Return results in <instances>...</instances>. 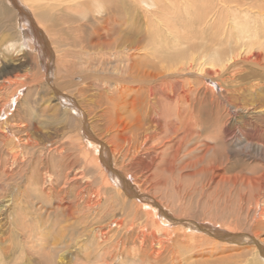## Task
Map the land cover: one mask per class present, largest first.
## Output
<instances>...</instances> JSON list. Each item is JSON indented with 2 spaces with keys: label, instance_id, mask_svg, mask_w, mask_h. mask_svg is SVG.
<instances>
[{
  "label": "bare ground",
  "instance_id": "obj_1",
  "mask_svg": "<svg viewBox=\"0 0 264 264\" xmlns=\"http://www.w3.org/2000/svg\"><path fill=\"white\" fill-rule=\"evenodd\" d=\"M2 1L4 5H8L7 1L14 5L7 20L14 15L23 23L17 40H25L23 43L31 48L37 62L41 59L42 73L36 86L45 85L48 102L42 109L46 119L31 117L27 114L31 98L26 93L16 97L23 87L20 81L0 80V96L4 89L14 87L0 104V116L7 108H14L8 118L0 121L3 137L0 139V187L8 190L6 196L0 195V215L14 205L16 192L19 199L24 195L18 186L22 183L21 172L26 161L21 146L28 147V154L31 150L40 153L34 161L36 170L29 177L26 175L28 187L40 185L37 187L40 194L55 195L59 200L54 207L56 219L42 231L46 220L39 213L40 208L15 202L13 209L21 220V224L17 221L16 225L20 234L25 235L24 245L31 249L34 242L39 248L53 245L54 253L64 252L65 256L71 246L66 244L58 249L65 229L70 228L73 239L77 231L78 237L88 236L91 231L100 246L111 242L112 231H115L133 244L130 245L133 253L138 252L144 263L217 264L210 259L191 260L196 254L194 249L209 245V252L215 254L219 245L222 249L228 248L216 237L235 236L229 231L237 227L227 226L222 231L212 228L206 236H198L188 227L173 225L177 219L167 215V209L156 195H150V190L158 182L162 183L165 171L173 173L178 168V174L183 175L181 171L189 167H193V171L185 176L199 175L208 186L240 183L256 187L264 182V0H0V3ZM44 2L58 5L67 2L73 9H66V22L72 23L65 28L61 26L60 32H52L42 25L32 17L27 4H31L34 11V4ZM182 3L185 4L184 15L176 9ZM78 6L82 9L78 10ZM36 16L39 15L36 13ZM61 33H66L65 38H57ZM53 51L56 52L53 54ZM52 63L58 67L53 81ZM67 88L72 89L71 93ZM88 91L91 98H86ZM94 94L97 95L95 105ZM54 98L55 103L51 102ZM78 98H83V106ZM18 103L27 113L19 112ZM96 104L101 107L100 115L106 118L107 133L115 139L121 162L128 160L125 170L112 164L111 151L114 153V150L107 146V139H101L92 131L94 126L90 120L94 119L91 115L95 114L92 111ZM152 112L162 122L159 134L145 127V119ZM204 114L209 119L203 118ZM25 118L28 119L23 120ZM48 124L64 125L68 131H74L66 138L77 142L72 145L78 148L74 150L78 156H73L69 149L55 148L54 151L51 148L53 143L48 141L50 136L44 131ZM11 136L16 137L17 148H9L7 141ZM237 139L249 143L246 152L261 168L259 175H254V171L253 175L226 172L246 150L234 147ZM39 143L46 146L37 147ZM44 149L48 150L46 157L50 158L41 157ZM197 152L201 154H194ZM209 152L211 156L205 158ZM56 154L60 164L56 166L57 171H51L49 159H57ZM91 170L94 174L90 177L94 178L90 180ZM85 179L89 184L84 183ZM139 187L144 188L142 194ZM32 209L37 219L31 218ZM262 210L261 219L257 220L261 225L264 224V207ZM56 226L63 229L62 233L51 236ZM254 232L259 235L258 230ZM253 235L249 240L256 242L257 236ZM118 238L120 241L121 236ZM168 248L169 260L164 262ZM250 252L247 253L253 254V264H264L261 261L264 247H260L262 256L256 248Z\"/></svg>",
  "mask_w": 264,
  "mask_h": 264
},
{
  "label": "rangeland",
  "instance_id": "obj_2",
  "mask_svg": "<svg viewBox=\"0 0 264 264\" xmlns=\"http://www.w3.org/2000/svg\"><path fill=\"white\" fill-rule=\"evenodd\" d=\"M7 2H8V5H4L5 3L3 1L0 3V80L15 79V80L20 81V85L22 84L23 87L20 88L22 89L20 92V95H19V92L17 91L18 95H16V97L20 98L22 95H25L26 93L27 97L31 98L30 104H32L29 107L30 110H28V113L26 111L25 112L31 117H34L36 115L39 118L46 119L45 117L42 116L44 115V112H42V109L45 106V104L48 102V100L46 99L48 96L46 93V87L45 85L43 86L41 85V87L36 86L37 85L36 80H39V78L41 77V73H42L41 59L38 60L39 62L38 64L37 60L33 57L34 53H31V48H29L28 45L23 43V41L25 40L23 39L17 40L18 33L19 34L22 33L21 26L23 25V23H21V21L19 20L17 21L18 18L17 16L14 17V15L12 17L10 16V20H7V16H9L10 13L12 14L13 9H14L13 8L14 5L12 4V2L10 1H7ZM40 3L34 4L33 8H34L35 13L31 7V4H27L29 7L27 8L28 10H30L29 12L32 15V17H34V19L42 23V25L45 24V26L52 32L58 31V30H59L58 32H60L62 28H65L66 26H69V23H72V21L66 22L67 17H68L66 13H68V10L73 9L69 7V4H67V2L66 3L64 2L62 5L49 4L48 2H44V4L46 5L40 4ZM184 6L185 4L182 3V4H179V6L176 8L177 10L180 11L182 15H184V11H185V9L183 8ZM75 7L76 5L74 6V8ZM36 8L37 10H35ZM67 8L68 10H66ZM78 8H79L78 10H80L82 9V6H78ZM36 13L39 16H36ZM47 13L50 15H47ZM42 16L44 19L42 18ZM192 16L193 17L195 16L194 11H192ZM18 22L19 24H16ZM42 29L45 33H47L44 28ZM61 34L57 36V38L58 37L65 38L66 33H61ZM55 52L56 51H53L52 53L54 54ZM53 67H54V63H52V66H51V70H54V75H52V81L55 80V74L57 76V72H58V67L57 66H56L57 68L54 67L55 69ZM34 78H37V79H34ZM13 89L14 87H11L9 89L8 88L4 89L3 90L4 92L2 91L3 94L1 93V96H0V104L4 101V99H6L10 95ZM69 90H72V89H69ZM69 90L67 88V91L71 93V91ZM75 92L76 91H73V93ZM88 92H89L88 93L89 95L86 98H91L92 97L90 95L91 91H88ZM94 95H93V99L97 96L96 94ZM27 97H25L24 99L26 100ZM78 99H79L80 104L83 106L84 105L82 102L83 98L82 99L78 98ZM85 101L87 102V100ZM93 101L95 105V101H97V99L95 98ZM51 102L55 103L56 102L55 98L51 99ZM20 106H21L20 103H18L17 108L19 112H22V114L25 113L23 111L24 108H20ZM65 106L69 108L71 107V105H68V104H66ZM23 107L25 106L23 105ZM95 108H93L95 111L94 110L92 111L95 114L91 115V117L94 119L90 120L91 124L94 126V129H92V131H95V134H97L101 139H105V140L107 139L106 140L107 146L109 147L110 150H114V153H112L111 151L112 164L116 166V168L118 166L122 168L124 167V170H125L126 167H128V166H125L126 163H128V160L125 159L126 163L121 162V156L120 154L118 155V152H116V149H115V142H114L115 139L112 138L113 135H110V133H107L108 131H107V128L104 122L106 121L105 120L106 118L100 115L102 114L101 113L102 111L100 110L101 107L96 104ZM12 109L14 110V108ZM12 109H9L10 110L9 111L7 108L5 111V114L0 116V121L8 118L9 114L13 112ZM86 112L90 113V111L87 109H86ZM205 114L203 118H208L206 117ZM155 115L156 114L152 112L150 116L147 119H145V127L148 128V130L153 131L156 134H159L162 129L161 127L162 122L160 121L159 116L158 115L155 116ZM17 118L20 119V116ZM17 118L14 117L15 120H18ZM27 119L28 118H25L23 120H27ZM59 126L57 127V126H54V125L52 126L51 124H48L47 129L44 130L45 133L50 136L48 141L53 143L52 145L53 147L51 148H54V151H55V148H57L58 150H60L61 148L69 149L72 152L73 156H78L75 153L76 151L74 152V150H77L78 148L76 147L75 144L72 145L73 143H77V142L73 139H67L68 137L66 138V136H70L71 134H74V131H68V128L63 127L64 125H59ZM1 135L2 134L0 133V139H3ZM34 139H35V136H34ZM14 142H16V137L14 136L9 137V141H7L9 148L16 145ZM113 143L114 145H112ZM149 144L150 143H148L147 146H149ZM233 144L235 148L237 147H241V149L245 148L246 150L244 149L245 151H243V153L246 155L241 154L237 159L234 158L235 160H238V161L230 169L227 168L226 172L228 174H236V173L244 174L245 173L247 175H253V171H254V175L256 173H257L256 175H259L261 173V168H258L259 166L257 162L252 161L253 157H251L247 153L248 152L247 149L248 147H250L249 143H246V141H243V140L240 141L237 139L236 141L233 142ZM41 146H46V145H41L39 143V146L37 147H41ZM23 148L25 152L23 151ZM27 148L26 146L25 147L21 146V149H20L22 156H25L26 161L31 159L30 160L31 163L25 161V164H24L25 167H23L24 168L23 172H21V175L23 177L21 180L22 181L21 184L23 185L18 184L19 188H21L20 189L21 192L24 194L23 195L24 198L20 197L21 199H19L18 198L19 194H17L16 192L15 196L17 199L14 200L13 204L16 206L15 202L20 201V204L30 205V207L32 206L34 209L39 207L40 208L39 213H42L45 218L44 220H46L45 225H42L43 226L41 229L42 231L45 226L48 227L52 223L51 221L54 222V220L56 219L55 217L56 213L54 212V209L58 205L59 200L56 198L55 195H52L50 197H45L43 194H40V192L37 189V187H39L40 185H31L30 187H28V183L26 181L27 176L29 177L31 175V172L33 170H36L37 163L34 161L37 159L36 156L40 155V153L38 152L35 153L34 150H31L29 154L33 152L32 154L33 156H30L28 152H26L28 151ZM47 151H48L47 149H44L42 151L43 152L41 153L42 158L45 159V158L51 157V156L46 157L48 154ZM183 154H185V152ZM194 154H201V153L197 152ZM209 154L210 152L206 154L207 156L205 155V158H208V156H211V154L210 155ZM255 155L257 156V154ZM57 156L58 154H56L55 156V158L57 159H49L51 161L49 162L51 164L50 166L51 171L52 170L57 171L56 166H59L58 164H60V161L58 160L59 157ZM181 156H182V153H181ZM181 156H180V159L183 158ZM179 163L180 161L177 163V165H179ZM39 166L43 168L42 165H39ZM41 167H40V170L43 173L44 169H42ZM191 168L193 167L185 168L183 171H181L183 175H179L180 173H179L178 168L175 169V172H173L174 174L170 170L168 172L165 171L164 172L165 175H163L164 179L162 177L164 182L162 181V183L160 184L158 182L157 183L158 185L150 190L152 191L150 192V195L152 196L156 195L155 197H157V199L160 202H162L163 208L165 210L167 209V211H165L167 212V215H169V217L172 216L173 218H176L178 220V221L176 220V222L174 223L172 222L173 225L177 227H182L185 229L186 227H188V230H193L194 231L193 233H196L198 236L199 234L206 236L208 233L212 232V228L221 229L222 231V229L224 228L226 230L227 226L230 227V229L237 227V230H235L236 232L233 230L231 231L228 230V231L230 233L239 235L238 238H235L236 235L233 236L230 234L229 235L227 234L226 236L223 235L221 237H216L217 240H219L221 244L228 245V248L222 249L221 248L222 245H219V248H218L219 251H217V253L214 254L212 252H209V249H210L209 245H205V246L203 245L204 247L203 249H198V248L194 249L193 252L196 254L193 255V257H191L192 258L191 260L203 261L205 259H210L212 262L215 261V263L217 264H221V263L226 264L228 260H229L228 264H253L255 263V260L252 259L253 254L252 256L249 255L251 253L250 249L256 248L259 254H261L260 247H264V224L261 225L257 221L261 219L259 215L261 214V211H263L262 208L264 207V192H263L264 182L261 185H258L256 187L241 185L240 183L236 185L232 183H225V184L213 183L211 186H208L207 182H205V178H203L204 182H202L201 181L202 179L199 175H197L196 177L191 176L193 178H190V176H185V174H187L189 171H193L191 170ZM91 171L92 172L89 174V177H88L89 179L94 178V177H90L94 174L93 172L94 170H91ZM85 180L86 181L84 183L89 184L87 179ZM97 181H99V179H97ZM25 185H27L26 191L24 189ZM134 185L135 187H137L136 184ZM142 188L143 187L141 188L139 187V189L141 190L140 194L143 193L142 191L144 190V188L143 189ZM0 189H2L0 190V195L3 194L2 196H6L8 193V190L6 192V189L3 190V187H0ZM42 199L44 200V203L41 202ZM14 205H11L7 211H5L3 214L0 215V264H150V262H147V263L142 262L139 259L138 252L133 253L134 252V250L132 249L133 244L131 242L127 243L128 241L126 242V239L124 238L125 236H123L121 232H115V231H112V235H113L112 241L105 242L102 244L103 246L102 245L100 246L99 244H97L98 240L96 238V234L91 231L87 233L88 236H83L84 238L82 236L78 237L79 233L77 231L74 237L76 239H73V238H70L72 236V234L69 233L71 232L70 228L69 230L65 229L63 241L58 246V249L64 248L66 244H68L69 247L71 246L70 247L71 249H69L70 252L67 253L65 256L62 255L64 252L59 251L57 253H54V248H52L53 245L39 248V247H35L37 245V242H34L32 249L27 248L24 245L25 235L23 236L22 234H20L19 227L16 225L17 221H18V224H21V220L19 219L16 211H14L13 209ZM34 209H32L33 211L31 210L33 216L31 214L30 216L32 219H37V214ZM238 212H240L241 214ZM58 213H60V211ZM115 214L119 216L118 211H116ZM190 222L193 224L190 225ZM40 224H42L41 221H40ZM199 224H201L202 226H200ZM60 226L58 227L56 226L52 230L51 236L53 235L59 236V234L62 233L63 229H61ZM241 227H243V229ZM200 228L203 230H201ZM253 230L254 231L258 230L259 235L257 236L255 234L257 232H254ZM76 234H77V237H76ZM251 234L252 235L254 234L253 237H255V235L257 236L256 242L249 240L250 239L249 237L251 236ZM116 236L118 237L121 236L120 241H119V238ZM66 239H68V241H65ZM77 239L79 240L81 239L80 242L79 240L78 242L75 241ZM97 245L99 247H97ZM122 245L123 247L121 248ZM212 246H216V245H211V247ZM120 249L122 251L124 250V252H122ZM128 249L129 251H127ZM130 249H131V252H130ZM170 252L171 251H169V248L166 249L165 254H164L165 259H163L164 262H167L169 260L168 258H169ZM98 253H100V255ZM246 253L248 255H246ZM116 255H119V256H116ZM262 255L263 254H261V256ZM262 257L263 258H261V261L263 263L264 256ZM229 258H233L234 260H231Z\"/></svg>",
  "mask_w": 264,
  "mask_h": 264
}]
</instances>
